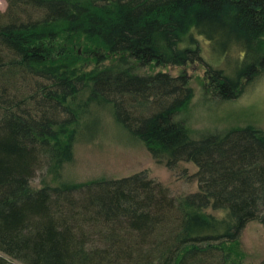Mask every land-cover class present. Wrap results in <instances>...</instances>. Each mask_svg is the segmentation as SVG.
<instances>
[{
    "label": "trees",
    "instance_id": "16d2710c",
    "mask_svg": "<svg viewBox=\"0 0 264 264\" xmlns=\"http://www.w3.org/2000/svg\"><path fill=\"white\" fill-rule=\"evenodd\" d=\"M6 2L0 264H240L233 256L243 230L264 225V129L196 138L181 118L194 96L187 76L85 71L73 46L92 45L98 64L115 55L184 66L204 61V37L214 58L205 61L204 91L233 100L264 75V0ZM105 111L168 169L192 163L198 190L176 197L143 172L63 181L75 145L96 138ZM44 169L58 183L34 188Z\"/></svg>",
    "mask_w": 264,
    "mask_h": 264
},
{
    "label": "rangeland",
    "instance_id": "374dc122",
    "mask_svg": "<svg viewBox=\"0 0 264 264\" xmlns=\"http://www.w3.org/2000/svg\"><path fill=\"white\" fill-rule=\"evenodd\" d=\"M6 8V0H0V10L5 11ZM198 39L204 61L191 62L184 66H159L154 63L143 66L134 61L122 63L115 55L98 64L95 58L98 51H95L92 45L76 42L73 49L80 58L78 64L85 71L105 67H130L133 72L140 75L167 72L173 76L180 74L187 76L194 96L183 110L181 118L196 138L206 133L225 132L248 125L264 129V75L238 98L219 102L217 98L204 91V85L207 83L205 61L214 58L210 53L209 42L204 37L198 36ZM222 64L223 62L219 65ZM102 120V128L95 139L75 145V158L72 163L65 166L62 172L63 181L79 183L106 177L121 178L143 172L148 178L161 182L171 195L176 197H184L198 190L197 180L193 176L196 168L192 163H182L180 169L172 171L153 159L141 141L130 138L116 123L111 113L103 112ZM57 183L58 181L44 169L32 180L31 185L34 188H41L47 184ZM236 254L233 256L236 263L260 264L264 259L263 224L258 221L247 224Z\"/></svg>",
    "mask_w": 264,
    "mask_h": 264
}]
</instances>
